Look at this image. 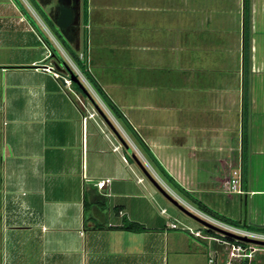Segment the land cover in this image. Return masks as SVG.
<instances>
[{"label": "crops", "instance_id": "obj_1", "mask_svg": "<svg viewBox=\"0 0 264 264\" xmlns=\"http://www.w3.org/2000/svg\"><path fill=\"white\" fill-rule=\"evenodd\" d=\"M61 5L71 11L65 27L55 24L59 11L43 9L68 46L84 53L90 74L167 172L220 213L264 225V184L257 175L264 165L252 166L251 157L248 173L256 176L254 182L245 178L238 132L243 0ZM24 15L20 20L29 24ZM71 23L84 29L81 48L64 31ZM50 61L55 57L39 43L24 59L0 60V264H195L198 253L204 255L195 248L201 240L207 245L205 233L184 219L174 221L176 214L168 220L161 191L126 158L102 115L105 122L89 109L91 116L82 120L86 109L69 96L59 73L42 68ZM263 104L262 94L260 113L248 103L252 154L264 153ZM111 122L128 139L123 124ZM221 192L230 198L237 193L248 216L220 209L211 195ZM126 221L145 228H124Z\"/></svg>", "mask_w": 264, "mask_h": 264}, {"label": "rangeland", "instance_id": "obj_2", "mask_svg": "<svg viewBox=\"0 0 264 264\" xmlns=\"http://www.w3.org/2000/svg\"><path fill=\"white\" fill-rule=\"evenodd\" d=\"M20 3L23 5V7L31 13L33 16L34 20L36 23H38V27L41 30L45 36H47L50 41L54 44L56 47L57 51L63 55L64 60L68 62L67 58L70 57L68 51L65 49L64 45L61 42V39L57 36L55 30H53L50 27V24L48 23L47 19L44 17V9L51 15H55L58 11H60V7H62L61 4H68L69 6L73 5L76 0H36L35 2L38 3L39 8L37 4L31 0H19ZM250 1V48H249V67H248V72H247V89H248V103L251 105L253 104L254 110L259 111L260 113V105H261V94L263 95V103H264V0H249ZM23 7L19 6V4L15 0H0V60H8V61H16V60H21L26 58V56L30 52L36 51V44L39 43V45H42L46 48V44L41 38L39 32L37 31L36 27L29 22V24H25L24 21L20 20V14H23ZM44 8V9H43ZM43 11V12H42ZM46 14V13H45ZM25 19L27 20L26 16L24 15ZM80 21L84 20V18L80 17ZM29 21V20H28ZM32 27V30L30 29H25V27ZM71 29V30H70ZM67 33H69L71 36L76 37L77 40H80V46L78 48H81V43L82 39L85 37L84 36V29L80 25H75L74 23H71L66 29L64 30ZM84 36V37H83ZM39 41H38V40ZM59 42H58V41ZM57 44H56V43ZM47 49L50 51V49L47 46ZM77 50V48H76ZM67 55V56H66ZM71 58V57H70ZM72 59V58H71ZM59 65H63L62 62H58ZM73 63L76 65V63L73 61ZM77 68H79L76 65ZM80 70V68H79ZM81 71V70H80ZM65 72L66 74H64ZM82 72V71H81ZM62 74L68 76V72L62 71ZM82 78L85 79L82 81L83 85L91 93L92 97L95 99V101L98 103V105L111 117L113 121H115L116 124H119L118 121H120L124 128L125 132H128L133 138L134 141L124 132L126 137L128 138L127 141L131 144V146L135 149V151L139 154L140 158L143 160V162L148 166L150 171L176 196H179L176 191L172 190L171 186L168 185V183L159 175L158 171L156 170V167L154 164L152 165L148 158L146 157L147 155L144 154V150L142 147L139 145V142L137 141L136 137L134 136V133L124 125V122H122L120 119H117L114 117L113 113L111 110L107 107V105L104 103V101L101 99V97L98 95L94 87L91 85V83L88 81V79L85 77V75L82 72ZM71 86V82L69 83ZM73 85V84H72ZM69 96H73L71 94L70 87L65 88ZM77 95H75V98L78 102V104L81 106L83 110V103H86V109L87 110H93L96 113V120L97 121H104V119L101 116V113L98 111L96 108L95 104L91 101V99L84 94L82 91L77 90L75 91ZM75 100V101H76ZM258 102L260 105H258ZM264 105V104H263ZM84 112V111H83ZM248 118L244 120V129L249 126L250 122V113L251 111L248 110ZM87 114V111L84 112ZM241 109H240V114H239V137L241 136L242 132V118H241ZM260 114H258L259 116ZM254 120L256 118L255 114L252 115ZM264 118V114L261 115ZM260 117V116H259ZM262 118V121L264 119ZM110 119V120H111ZM253 120V121H254ZM89 122H95V119H88ZM252 121V122H253ZM121 126V125H120ZM247 126V127H246ZM248 130V128H247ZM245 135H247V132H245ZM139 146V147H138ZM125 155H127L128 150H125ZM129 153V152H128ZM252 157L251 164L254 166H257L258 164L264 165V153L263 154H256V153H250L247 147V143L244 145L243 149V174L245 178L247 177L249 179V176H252V182H254L253 175L256 176V173L253 174L254 172L252 171V175L248 173V165L250 163V159ZM131 161V160H130ZM135 165H137V169L142 173L144 179L149 180V177L145 174L144 170L138 165V163L133 159L132 160ZM208 167L213 166V163L209 162ZM238 168V167H237ZM255 169V168H254ZM263 169V168H262ZM204 174H201V179L207 180L208 177H205L207 174L206 172H203ZM260 176L261 183L264 184V170L263 172H260L257 174ZM207 176V175H206ZM210 180V178L208 179ZM259 180V179H257ZM260 181V180H259ZM258 182V181H257ZM153 183V182H152ZM170 186V187H169ZM162 193V192H161ZM163 194V193H162ZM162 194H158L159 198L162 201V204L165 205L166 210L168 212V220H173L174 218L172 217V214H176L179 216V218H175L174 221H189L193 229L196 230L198 229L200 232L205 233V235L208 234V232L205 230L206 227L204 224H202L199 220L196 218L192 217L185 211H183L181 208H179L177 205H175L171 200L168 198L164 197ZM179 194L183 197H178L180 200H184V203H188L187 205L194 207L195 209L200 210L197 208L195 205L187 201L186 197L179 192ZM213 196L216 204H220V209L223 211H231L234 213H239L241 216H248V207L247 203L245 204L244 200L240 201V198L238 197L237 193H233L232 197L230 198L227 196L226 193L221 192V193H215ZM186 200V201H185ZM181 202V201H179ZM152 204L161 209V203H157L155 199H152ZM209 206V205H208ZM210 207V206H209ZM212 208V207H211ZM221 210V211H222ZM202 211V210H200ZM203 213L207 214L206 212L202 211ZM219 212V211H218ZM209 215V214H207ZM173 218V219H172ZM181 225L185 230L189 231L187 229V226L182 223H178ZM196 226V227H195ZM214 230V229H213ZM217 232V231H216ZM220 233V232H219ZM193 234V233H192ZM192 234H189L191 239H194V241H198L200 239L195 238ZM222 234V233H220ZM201 240L197 245L196 251L199 252H204V255H200L198 253V256L196 258L195 264H225V260L227 257V252L226 249L224 248V251L221 250L225 244L220 241H212L209 238L205 239L204 241L207 242V245L202 242ZM209 253L211 251L217 252V259L216 262H209L208 261V253L207 250H209ZM207 261V262H206ZM236 260H234L233 264H239ZM185 264V263H182ZM253 264H264V251L263 250H258L255 252Z\"/></svg>", "mask_w": 264, "mask_h": 264}, {"label": "trees", "instance_id": "obj_3", "mask_svg": "<svg viewBox=\"0 0 264 264\" xmlns=\"http://www.w3.org/2000/svg\"><path fill=\"white\" fill-rule=\"evenodd\" d=\"M19 6L23 7V5L20 3L19 0H15ZM35 2L36 0H31ZM36 3V2H35ZM38 8L39 5L36 3ZM250 1L249 0H243V49H242V59H243V73H244V80H243V99H242V149H244L245 143H247L248 136L245 135V132H247L244 129V120L246 118L247 120V115H248V89H247V72H248V67H249V48H250ZM23 11L25 16L28 18V20L36 27L37 31L39 32L41 38L45 42V44L48 46L50 49L51 54L55 57V60L57 62H63L64 57L62 54H60L54 44L50 41V39L45 36L41 30L38 27V23L34 20L33 16L29 11H27L23 7ZM43 12V11H42ZM44 17L47 19L48 23L50 24V27L55 30L57 36L61 39L62 44L64 45L65 49L68 51L69 55L73 59V61L77 64V66L80 68V70L83 72L85 77L89 80V82L93 85V87L97 90L103 101L106 103V105L109 107L113 115L120 119L122 122H124V125L127 126L133 133L134 136L136 137L137 141L139 142V145L142 147L144 150V154L147 155L146 157L148 158L149 162L156 167V170L158 171L159 175L173 188H175L177 191L181 192L187 200L195 205L197 208L200 210L206 212L207 214L220 219L222 221L228 222L233 225L237 226H242L244 228L250 229V230H255L264 233V225H258L255 223H244L241 222L239 219H235L232 217H229L227 215H224L217 210L209 207L205 202H203L201 199L193 195L190 191L185 189L183 186H181L168 172L167 170L162 166V164L157 160V158L153 155V153L150 151L148 146L143 142V140L139 137V135L135 132L131 124L128 122L126 117L123 115V113L120 111V109L115 105L109 97L105 94L103 89L99 86V84L95 81L94 77L90 74V72L87 69L86 63H85V58H80L77 53H75L66 43L65 39L62 37V35L57 31V28L55 27L53 21L44 13ZM71 83L73 86L77 89L82 91L84 94L87 95L86 91L82 88V86L71 80ZM247 127V126H246ZM126 152V151H125ZM127 159L133 160L132 156L127 152V155H125ZM124 228L131 229V230H141L145 228L144 225L135 222V221H126L123 225ZM205 230L208 232L209 235H214L217 237H220L225 240L229 241H236V242H242L240 240L234 239L232 237L222 235L219 232H216L215 230L211 228H205ZM243 243V242H242ZM244 244V243H243ZM251 261V260H250ZM249 260L247 259H242L240 261V264H251Z\"/></svg>", "mask_w": 264, "mask_h": 264}, {"label": "water", "instance_id": "obj_4", "mask_svg": "<svg viewBox=\"0 0 264 264\" xmlns=\"http://www.w3.org/2000/svg\"><path fill=\"white\" fill-rule=\"evenodd\" d=\"M71 19V11L69 7L67 6H62L60 7L59 15L55 21V24L58 27H65ZM56 67L60 71L66 70L69 73L70 79L79 83L82 88L86 91L87 96L91 99V101L95 104L96 108L98 111L101 113V115L104 117V119L111 125V128L113 131L116 133L118 138L121 140L122 144L125 146L126 150H128L129 154L132 156V158L140 165V167L144 170L146 175L149 177V179L154 183L155 186L169 199L171 200L175 205H177L179 208H181L183 211L191 215L192 217L196 218L199 220L202 224H204L206 227L214 229L217 232L222 233L223 235L236 238L239 240L247 241V242H254L258 244L264 245V239H255V238H250L242 234H238L229 230H226L211 221L205 219L195 211H193L191 208L187 207L176 195H174L161 181L150 171L148 166L143 162V160L140 158L139 154L135 151V149L131 146V144L125 139V137L121 134L119 129L111 122L109 119L107 113L103 111V109L98 105V103L95 101V99L92 97L91 93L87 91L85 86L83 85L80 77L78 74L74 71V69L71 67L69 63H67L65 60L63 61V65H59V63H55ZM61 80L64 82V79L62 76H60ZM181 201V202H179Z\"/></svg>", "mask_w": 264, "mask_h": 264}, {"label": "built area", "instance_id": "obj_5", "mask_svg": "<svg viewBox=\"0 0 264 264\" xmlns=\"http://www.w3.org/2000/svg\"><path fill=\"white\" fill-rule=\"evenodd\" d=\"M79 57L80 58H84L85 57L84 53L83 52L80 53ZM67 60H68L69 64L71 65V67L74 69V71L78 74L80 79L84 81L85 79L82 78L83 77L82 76V72L79 70V68L76 67L77 64L75 65L73 63V59L68 57ZM56 62L57 61H50L49 63H45L44 65H41V66L46 71L59 73V75L63 77L64 83L66 85H68V87H69L70 86L69 83L71 82L69 73L67 74L68 76L62 74L60 72V70L57 69L56 64H55ZM70 90H71V92L74 95H77L73 88L70 87ZM83 106L86 109L84 103H83ZM86 111H87V114L84 113L83 116H82V120L83 121H85L86 117L91 116V114L89 113V111L87 109H86ZM124 159L126 160V158H124ZM235 173H236V171H235ZM103 183H104V181L101 180V181L97 182V185L101 188ZM230 186H231V189H233V190L234 189L235 190L239 189L238 187L235 186V183H231ZM208 216L212 220L207 219L205 217L204 218L209 220V221H211L212 223H214V224L226 229V230H229V231H232V232H235V233H238V234H242V235H245V236L250 237V238L264 239V233H262V232L255 231V230H250V229H247V228H244V227H241V226H237V225H233V224H230L228 222H225V221H222L220 219H217V218H215V217H213L211 215H208ZM172 224L175 225L174 222H172ZM187 229L193 234L197 233L190 226H187ZM204 236L209 238V239H211V240H213V241H218V242L222 241L225 244V249H226V252H227V257H226V260H225V264H233L234 260L240 262L242 259H247V260L250 261L252 259V257L254 256L256 251L264 249V245L258 244V243H254V242H247V241L240 240V241H242L244 243L243 244L242 242L229 241V240H225V239H222V238L214 236V235H204ZM234 239H236V238H234ZM237 240H239V239H237ZM214 256H215L214 252L213 251L210 252L209 255H208V261L209 262H213L214 259H215Z\"/></svg>", "mask_w": 264, "mask_h": 264}, {"label": "bare ground", "instance_id": "obj_6", "mask_svg": "<svg viewBox=\"0 0 264 264\" xmlns=\"http://www.w3.org/2000/svg\"><path fill=\"white\" fill-rule=\"evenodd\" d=\"M184 203V202H183ZM187 207L191 208L193 211H195L196 213H198L199 215H202L203 217L212 220L208 215H206L205 213H203L202 211H199L198 209H195L194 207H191L187 204H185Z\"/></svg>", "mask_w": 264, "mask_h": 264}, {"label": "flooded vegetation", "instance_id": "obj_7", "mask_svg": "<svg viewBox=\"0 0 264 264\" xmlns=\"http://www.w3.org/2000/svg\"><path fill=\"white\" fill-rule=\"evenodd\" d=\"M65 71V70H64Z\"/></svg>", "mask_w": 264, "mask_h": 264}]
</instances>
